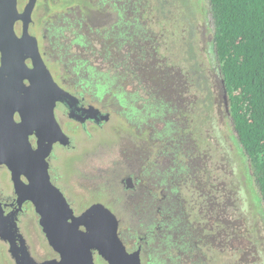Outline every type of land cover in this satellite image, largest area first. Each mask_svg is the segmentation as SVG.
Returning a JSON list of instances; mask_svg holds the SVG:
<instances>
[{
  "label": "rangeland",
  "instance_id": "1",
  "mask_svg": "<svg viewBox=\"0 0 264 264\" xmlns=\"http://www.w3.org/2000/svg\"><path fill=\"white\" fill-rule=\"evenodd\" d=\"M41 1L34 12L36 24L40 25V33L50 29L54 34L47 42L50 50L56 52L50 51L52 58L59 55L68 63L63 68L71 71L70 57L64 56L63 51L73 33L82 34L86 30L79 27L73 17L88 5L78 0ZM91 1L93 9L106 16L100 27H92L93 33L84 34L82 39L96 49L95 59L85 53L77 54L74 49L72 57L100 64L96 54L105 42L103 35L109 38L115 28L132 38L134 31H139L136 44L143 47L145 53L150 52L153 75L159 78L148 83L143 77H131L125 89L115 82L104 102L105 111L112 113L110 122L99 130L88 128L74 133L73 149L52 152V166L60 177L58 182L57 177L51 175L53 183L61 189L76 215L97 201L107 206L120 221V234L129 251L136 247L138 232L159 235L155 244L147 246L141 255L143 264H264V207L262 202L255 201L258 192L250 193L246 176L250 172L245 169L246 162L238 155L231 139L234 135L231 122L223 115V100L217 85L219 70L208 46L213 23L211 16L205 20L200 10L205 4L199 0ZM69 4L71 12L61 10ZM123 7L126 12L121 20L119 11ZM58 28L70 30H64L60 37L54 31ZM95 35H99L100 40ZM133 42L129 39L124 45L120 43V58L130 53ZM135 57L138 59L139 53ZM135 65L142 66L138 61ZM99 67L110 77L121 70L131 76L129 69H117L105 58ZM139 73L137 70L136 75H141ZM72 76L69 82L74 84L77 77L73 73ZM166 89L168 93L163 95ZM121 90L137 97L129 105L121 106L112 93ZM215 97L216 103H212ZM162 106L167 113L162 111ZM172 116L181 121L176 136L183 142L159 144L167 149L159 156L146 149L147 164H136L134 171L141 185L154 193L153 182L164 181L167 170H173L169 183L175 187L177 199L186 201L183 206L187 207V213L192 214L188 224H180L187 233L186 242L180 231L168 232L166 227L171 223L163 220L162 214L157 212L159 207H154L150 220L137 214L135 207H128V193L120 183L127 172L126 160L136 158L129 148L139 141L134 134L138 136L147 131L143 136L150 139L152 146L153 139L157 138L153 136L165 129ZM146 119L148 124L144 125L142 122ZM2 177L6 178L5 173ZM199 207L214 208L216 212L206 210L204 220L197 214ZM25 217L29 218L22 225V234L32 256L38 261L52 257L54 251L37 224L34 212L30 209ZM158 226L162 227L161 232L156 229ZM163 230L168 234L169 243L160 241L166 235ZM7 252L8 247L0 242V264H15Z\"/></svg>",
  "mask_w": 264,
  "mask_h": 264
},
{
  "label": "water",
  "instance_id": "2",
  "mask_svg": "<svg viewBox=\"0 0 264 264\" xmlns=\"http://www.w3.org/2000/svg\"><path fill=\"white\" fill-rule=\"evenodd\" d=\"M36 3L37 0H28L20 13L17 0H0V51L3 54L0 71L24 69L19 78L20 85L25 84L24 98L18 108L16 105L9 112L10 103H15L16 99L8 98H4L0 106V166L6 165L10 170L19 209L27 201L32 203L40 216L46 240L59 259L36 261L24 237L17 235L16 222L5 215L1 205L0 240L9 243L15 264H143V235L137 250L129 251L120 237L119 220L110 209L96 202L76 215L62 191L51 182L48 158L54 145L71 144L55 117V108L58 102L78 99L55 82L39 52L36 38L29 34ZM18 21L23 22L21 39L15 34ZM27 59L33 60L34 68L22 64ZM0 82L4 80L0 78ZM87 107L92 118L100 114L93 106ZM17 110L22 119L20 123L13 119ZM101 120L109 122L110 114L101 115ZM33 134L38 138L37 149L32 148L29 140Z\"/></svg>",
  "mask_w": 264,
  "mask_h": 264
},
{
  "label": "flooded vegetation",
  "instance_id": "3",
  "mask_svg": "<svg viewBox=\"0 0 264 264\" xmlns=\"http://www.w3.org/2000/svg\"><path fill=\"white\" fill-rule=\"evenodd\" d=\"M26 1L28 2V0ZM78 1L83 2L87 4L88 6L84 5V8H82V11L76 13V15L73 17V20L79 27L83 26L84 28H86V30L82 34L73 33L72 34L73 38L71 39L69 45H65V49L63 52H64V56L68 55V57H70L69 58L70 60L68 62L71 65V68H72L71 71L63 68V66L67 67L68 63L65 62L66 60H63L59 55L52 58V55L50 53V51L52 50H50L47 42L49 41L50 37H54V34L50 31V29H45L43 33H40V29H41L40 25L36 24L38 21L36 19L34 12L37 9V4L42 2L41 0H37L35 9L32 14V23L29 27V34L32 37L36 38L38 42L39 52L45 64L49 68L55 82L62 89H64L65 91L70 93L72 96H74L76 99H78L77 101L70 102V103L69 102H58L56 105L55 117L58 123L60 124L63 132L70 138L71 144L69 146H62L61 144L56 143L53 147L52 152L54 151V149H57L60 151L73 149L72 143L74 141V137H73L74 133L81 132V131H87L88 128H92L93 130H99L105 124L110 122L112 113L105 111L104 102H105L106 93L104 91V88H102L103 86L102 87L100 86V84L101 85L104 84L105 75L108 74L99 67L100 64L104 63V58L105 60L112 61V66H114L117 69L118 67L119 68L122 67L121 66L122 63H125L128 60L130 61L131 65H133V63L135 64V61H138L139 63H141L143 67V70L140 72L141 75H136L134 71L132 70L130 71L131 76L130 75L128 76L125 74V72L122 73L121 72L122 70H121L119 73H116L112 77H110V80L112 79L115 82H119L123 89H125V85L128 84L129 79L131 77L135 79H137V76H139L140 78L143 77L147 80L148 83H150V81H156L159 78L158 75L156 74L153 75V71L151 67L152 64H151V61L149 60V56L151 57L150 52L145 53L144 49H142V53H141V51L138 50L139 58L142 57V59L138 60L135 57V54H138V53L135 52L136 49L132 44L130 45V49H129L130 53L127 54L128 56L124 55L122 58H120L121 55L118 53L121 48L120 42L125 41L124 39H120V33H119L120 30L113 31L112 29L113 32L111 31V33H109V38L103 35V37H105L104 39L105 42L101 44L102 48L99 50V54H96V58L100 62V64L95 65L94 63H91L88 60H80L76 57L73 58L72 53H71L72 49L77 50L79 52L77 54L85 53L88 57L95 59L94 53L96 52V49H94L92 46H89V44H86L85 41L82 39H83L84 34H88L89 36L91 35V33H93L92 27H97V26L100 27L106 20V16L102 12L96 11L93 9V6L91 5V3L93 2L91 0H78ZM24 2L25 0H17L18 11L20 13L23 12L25 8V6L22 5V3ZM64 9L66 12H71L70 9H72V7L69 4L67 6L61 7V10H64ZM85 10H87V12ZM71 25H73V23H71ZM64 30H70V29H65V28L54 29V31L57 32L56 36L59 35L60 37L63 36L62 32H64ZM15 34L18 39L22 38L23 36V22L22 21L16 22ZM95 37L98 38V40H100L99 35H95ZM107 47H109L110 49ZM52 52L54 53L55 51H52ZM2 56L3 54L0 51V68H2ZM134 58H136V60H134ZM146 60L148 63L146 62ZM22 64L23 65L26 64L27 67L30 69L34 68V62L32 59H27L25 61L23 60ZM20 71H22L24 74V69L19 70L17 68L0 71V78L4 80V82H0V99H1L0 106H2V100L4 98H8L11 100L16 99L15 103L13 102L10 103L11 107L8 108L9 112L12 110V108H15L16 105H18L17 106L18 108L20 106V100L24 98L25 84L24 82H22L23 85L22 86L20 85V82H21L19 78V74H21ZM166 71L167 69L164 72ZM72 73L77 77V80L75 81V83L77 82L76 84L69 82V79H72L73 77ZM115 76H117V79ZM217 85L219 87V90L221 91V97H222L221 100H223V115L225 116V114L228 113V97L226 93L224 92L222 85L220 84V81L218 82ZM121 92H123L125 95V98H128L129 100H131V102L134 101L133 99L134 97H137V95L129 96L126 90H121L120 93ZM120 93L117 92V94L113 96L116 97L118 103L122 106L123 105L122 100L120 97L117 96ZM167 93H168L167 89L162 92L163 95ZM212 103H216V97ZM217 103H220V101ZM89 105L97 109L100 112V114H97V115L95 114V117L92 118V113L87 109L88 108L87 106ZM162 111H164L163 106H162ZM164 112L167 113L166 111ZM106 113L110 114L109 122H105L101 120V115H104ZM153 116L154 114L152 113L151 118ZM13 119L16 123L21 122L22 119H21L20 112L18 110L14 111ZM166 119H168V114L166 116ZM169 121L171 122V124L169 125L170 127H173L175 129H179V127H181V121L175 120L173 116L169 119ZM142 123L144 125L148 124L147 119L143 121ZM139 125L141 126V123ZM139 125H134V126L138 127ZM65 127H69V130H66ZM131 132L132 130H130V133ZM146 133L147 131H145L144 133H141L138 136L134 134V136L139 141L136 142L137 145H131V147L129 146V148H130L131 154H135L136 158H129L126 160L127 172L123 175V179L120 180V183L124 186V191L128 193L127 205L128 207H135L136 213L148 220H150L151 218L154 207H159V211L157 212L158 213L160 212V214H162L163 220H165L166 222L168 221V223H171L169 226L166 227L168 232L169 233L172 232L170 227L176 224L178 227V231L182 233L181 235L182 240L186 242L188 239V236H187V233L181 228L180 224L181 222H186L188 224L192 217V214L189 215L187 213V210H186L187 207L183 206V202L186 203V201L184 200L182 202L177 199L178 197L175 195L176 189L175 187L171 185V183H169L168 179L170 177L173 178L172 176V174L174 173L173 170L172 169L167 170L164 181L157 179L158 180L157 182H153L155 184L154 189H152L154 193H152L149 188L143 187L141 185L140 183L141 179L139 176L136 175L134 171L136 164L138 165L147 164L148 159H149V156H147L148 154L147 150L149 151L150 149L151 152L155 151L156 156H159L161 154H164L165 151L167 150L166 148L161 147L163 145L159 146V144H162V143L171 144V142L175 139L173 138L172 141H169V140L163 139L160 133H157L155 136H153L157 138L153 139L154 141L152 142V146H151L149 142L150 139H146L145 136H143ZM29 140L32 145V148L37 149L38 148L37 136L33 134L29 137ZM181 140L182 138L179 136L178 142ZM175 142L176 141H173L172 143H175ZM182 142L183 141H181L180 143ZM141 156L143 157L142 159H141ZM50 157L51 155L48 158V163H49V175H50L51 182L53 183L52 181L53 174L55 175V177H57L58 182H59V179H60V177H58L59 173H57L56 169L53 168L52 166L53 157L52 158ZM51 169H52V172H51ZM2 173H5L6 175L5 179L2 177ZM157 178H159L158 175H157ZM22 180L24 182H27V179L24 176H22ZM158 196H161V197H158ZM0 205L1 207L4 208L5 215H8L12 220L16 222L17 227H18L17 235L23 236L22 225L25 223V221L27 222V219L29 217H25V216L28 215V211H30V209L34 212L37 218V222H38L37 224L40 225V221H39L40 216L36 213L35 208L33 207L31 202H28V201L25 202L23 206L19 209V206L17 204V195H16L14 183L12 181L10 170L8 169L6 165L0 166ZM219 206L221 207V205ZM206 210L211 211V212H216L214 208L208 210L207 207H199L197 214L204 220L206 218L205 216ZM119 224H120V221H119ZM156 229L159 232L162 231V227L160 226H158ZM172 230H174L173 232H175V227ZM119 232H120V225H119ZM163 232L164 234H166V230H163ZM141 235L144 236L143 237L144 241H143L142 248H141V255H142L145 252V249L147 246L155 244V241L157 240L159 235L158 236L155 234L149 235L146 232H140V233L138 232V235L136 237L137 239L136 247L131 252L137 250ZM120 237L122 238L121 234H120ZM163 237L164 238L162 239L160 238V241H164V243L166 241L167 243H169L168 234L164 235ZM0 242H3V241L0 240ZM3 243L8 247L7 253L9 254L13 262L14 260L9 252V248H10L9 243L8 242H3ZM183 245L186 246L187 244L183 243ZM27 247H28V250L30 251L28 243H27ZM52 259H59V255L54 252L52 257H47L45 260H42V261H38L37 259L35 260L38 262H44L46 260H52Z\"/></svg>",
  "mask_w": 264,
  "mask_h": 264
},
{
  "label": "trees",
  "instance_id": "4",
  "mask_svg": "<svg viewBox=\"0 0 264 264\" xmlns=\"http://www.w3.org/2000/svg\"><path fill=\"white\" fill-rule=\"evenodd\" d=\"M201 2L205 4V8L200 9L203 18L207 20L211 16L213 23L208 46L219 70L220 84L228 97L225 117L233 127L231 139L236 144L238 155L246 162L245 169L250 172V175L246 174L250 193L258 192L255 201L262 202L264 207V0H199ZM125 10L123 7L119 11L121 20ZM134 33L131 38L130 34L121 32L120 39L125 41L120 40V43L133 39L135 52L139 50L142 53L143 48L135 40L139 31ZM140 59L142 57H138ZM129 64L128 60L121 66L135 74L137 70H143L142 66L133 63L130 67ZM114 83L107 74L100 86L108 94ZM117 92L112 93L116 95ZM117 96L124 106L129 105L131 100L125 98L123 92ZM170 124L168 120L165 129L159 133L163 139L172 141L174 138L173 141L178 142L176 129ZM174 227L178 230L176 225L170 227L171 231Z\"/></svg>",
  "mask_w": 264,
  "mask_h": 264
}]
</instances>
